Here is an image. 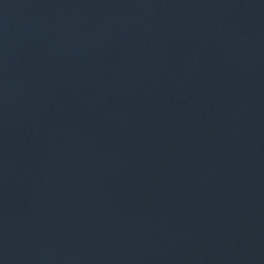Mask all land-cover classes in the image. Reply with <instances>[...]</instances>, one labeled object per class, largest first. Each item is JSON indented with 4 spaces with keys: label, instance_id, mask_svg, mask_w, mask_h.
Listing matches in <instances>:
<instances>
[{
    "label": "water",
    "instance_id": "1",
    "mask_svg": "<svg viewBox=\"0 0 264 264\" xmlns=\"http://www.w3.org/2000/svg\"><path fill=\"white\" fill-rule=\"evenodd\" d=\"M0 264H264V0H0Z\"/></svg>",
    "mask_w": 264,
    "mask_h": 264
}]
</instances>
